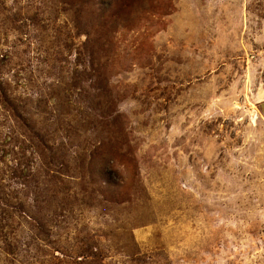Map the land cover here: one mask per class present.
I'll list each match as a JSON object with an SVG mask.
<instances>
[{"label":"rangeland","instance_id":"obj_1","mask_svg":"<svg viewBox=\"0 0 264 264\" xmlns=\"http://www.w3.org/2000/svg\"><path fill=\"white\" fill-rule=\"evenodd\" d=\"M0 264H264V0H0Z\"/></svg>","mask_w":264,"mask_h":264}]
</instances>
